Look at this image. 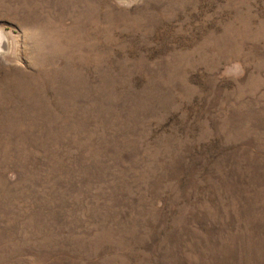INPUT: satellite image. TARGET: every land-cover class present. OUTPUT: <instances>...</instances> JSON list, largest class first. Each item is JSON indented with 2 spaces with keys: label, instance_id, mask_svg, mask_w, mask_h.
I'll use <instances>...</instances> for the list:
<instances>
[{
  "label": "rangeland",
  "instance_id": "rangeland-1",
  "mask_svg": "<svg viewBox=\"0 0 264 264\" xmlns=\"http://www.w3.org/2000/svg\"><path fill=\"white\" fill-rule=\"evenodd\" d=\"M0 264H264V0H0Z\"/></svg>",
  "mask_w": 264,
  "mask_h": 264
}]
</instances>
